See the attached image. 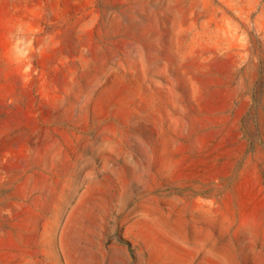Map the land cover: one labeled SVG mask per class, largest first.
<instances>
[{
	"label": "rangeland",
	"instance_id": "obj_1",
	"mask_svg": "<svg viewBox=\"0 0 264 264\" xmlns=\"http://www.w3.org/2000/svg\"><path fill=\"white\" fill-rule=\"evenodd\" d=\"M0 264H264V0H0Z\"/></svg>",
	"mask_w": 264,
	"mask_h": 264
}]
</instances>
